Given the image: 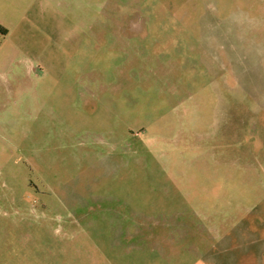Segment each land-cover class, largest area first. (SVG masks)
<instances>
[{
    "label": "rangeland",
    "instance_id": "rangeland-1",
    "mask_svg": "<svg viewBox=\"0 0 264 264\" xmlns=\"http://www.w3.org/2000/svg\"><path fill=\"white\" fill-rule=\"evenodd\" d=\"M43 3L0 0V264H264V0Z\"/></svg>",
    "mask_w": 264,
    "mask_h": 264
},
{
    "label": "crops",
    "instance_id": "crops-1",
    "mask_svg": "<svg viewBox=\"0 0 264 264\" xmlns=\"http://www.w3.org/2000/svg\"><path fill=\"white\" fill-rule=\"evenodd\" d=\"M44 8L42 9L43 13H47L48 15H59V10L56 8V0H43ZM2 21L0 20V24ZM222 62V61H221ZM256 99V98H255ZM260 107H262V110L264 109L263 104H258Z\"/></svg>",
    "mask_w": 264,
    "mask_h": 264
},
{
    "label": "trees",
    "instance_id": "trees-1",
    "mask_svg": "<svg viewBox=\"0 0 264 264\" xmlns=\"http://www.w3.org/2000/svg\"><path fill=\"white\" fill-rule=\"evenodd\" d=\"M0 33L1 34H6L7 33V28L4 27L2 24H0Z\"/></svg>",
    "mask_w": 264,
    "mask_h": 264
}]
</instances>
